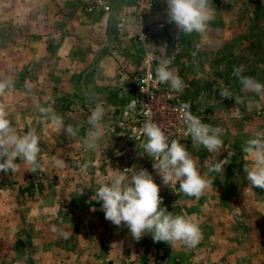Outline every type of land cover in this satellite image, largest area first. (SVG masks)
<instances>
[{
    "label": "crops",
    "instance_id": "obj_1",
    "mask_svg": "<svg viewBox=\"0 0 264 264\" xmlns=\"http://www.w3.org/2000/svg\"><path fill=\"white\" fill-rule=\"evenodd\" d=\"M88 1L0 0V79L14 82L0 103L7 105L18 128L34 127L44 137L40 158L45 166L33 189L27 187L32 175L19 158L17 172H0V264H143L149 249L162 252L166 264H230L233 245L251 241L250 230L257 228V236L264 226V190L252 188L244 172H232L231 164L219 173L208 172L205 178L212 183L197 199L180 193L178 182L165 185L151 157L144 162L127 158L122 170L111 164V172L102 164L110 162L105 148L116 143L114 127L125 106L119 99L133 95L130 80L139 56L158 54L166 46L175 73L182 78L193 72L208 83L196 98L210 105L208 124L224 128V138L244 146L254 132L264 131V96L244 90L233 75L234 66L243 65L244 75L264 83V41L245 38V3L250 0H212L214 19L207 32L179 36L161 0L145 14L152 35L145 42L135 40L141 21L133 0H102L95 12H86ZM211 32L221 37L211 38ZM256 42L261 45L257 52L245 46ZM119 67L128 73L119 76ZM223 87L242 102L222 98ZM97 102L106 114L102 138L93 149L87 144V121ZM36 103L78 127V134L60 133L40 116ZM54 158L65 166L56 168ZM141 162L149 165L160 187L161 207L199 223L203 238L197 246L154 242L148 233L137 241L125 225L105 219L100 202L93 205L95 190L114 171L130 176ZM243 208L245 217L238 211ZM54 226L58 231H52Z\"/></svg>",
    "mask_w": 264,
    "mask_h": 264
},
{
    "label": "clouds",
    "instance_id": "obj_2",
    "mask_svg": "<svg viewBox=\"0 0 264 264\" xmlns=\"http://www.w3.org/2000/svg\"><path fill=\"white\" fill-rule=\"evenodd\" d=\"M167 21L174 23L178 33L204 35L214 19L212 0H166ZM169 60H161L155 68V79L160 83H167L171 90L182 93L185 82L170 68ZM243 65L234 66L233 75L238 79L244 90L264 96V83L251 76L244 75ZM14 87L11 79H0V97ZM222 98H235L241 103L240 97H235L227 88L219 89ZM142 91V89H141ZM136 100L128 105L129 111H135ZM41 117L50 120L54 126L67 137H75L78 127L67 123L64 118L50 111L48 107L35 104ZM179 119L186 126V133L190 135L194 145H203L208 152L219 153L224 148L222 139L224 131L220 126H212L203 122L193 114L191 103L185 102L178 109ZM106 109L100 102L95 104L88 118L90 128L87 132L89 148H95L103 135V121ZM18 128L12 119L8 107L0 103V172L13 173L19 170V161H23L25 169L32 172H44L45 166L40 158L41 141L44 137L34 127ZM140 135L146 139L142 143L143 152L153 160V169L162 175L165 185L179 183V191L185 196L199 199L210 187L212 181L201 173L197 161L187 147L178 139H171L170 135L153 119L147 120L140 129ZM243 153L249 158L244 164V173L252 188L264 190V131H256L244 142ZM232 153L227 157L209 164L208 171L219 173L224 166L231 162ZM56 168H63V159L54 158ZM88 167L87 164L84 165ZM160 187L154 181L147 169L133 170L125 175L114 171L108 179L103 181L95 190L94 200L101 202V210L105 219L119 227L125 225L133 239L140 240L146 233L151 234L154 242H167L173 245L177 242L188 248L197 246L203 238L198 222L185 215H174L166 207H161L163 197ZM93 211L95 209H92ZM52 231L58 229L54 226ZM67 239L69 233L59 230Z\"/></svg>",
    "mask_w": 264,
    "mask_h": 264
},
{
    "label": "rangeland",
    "instance_id": "obj_3",
    "mask_svg": "<svg viewBox=\"0 0 264 264\" xmlns=\"http://www.w3.org/2000/svg\"><path fill=\"white\" fill-rule=\"evenodd\" d=\"M89 1H92V0H89ZM88 2L86 3V5L88 4ZM86 5L84 6V9H85ZM156 7L157 6L153 7L149 11H152ZM98 8L99 7H97L92 12H95ZM255 16H256V18L254 20H252V18ZM248 18H250V19H248ZM250 35H251V37L259 38L260 41H262V40L264 41V0H250V2L245 3V38L249 37ZM151 37H152V35H151ZM210 37L219 39L221 37V35H214L211 32ZM150 38L144 39V40H140V39H138V40L135 39V40L137 42L138 41L145 42L146 40H149ZM222 46H225V45L222 44ZM245 46H250L249 47L250 51L257 52L258 47L261 45L256 42V43H252V44L245 45ZM168 48H169V46H166V50L164 49L163 51H161L155 55H153L151 52H146L143 55H140L139 58H142V59H141V61H139V64L143 60H145V58H149L151 60L152 64L158 66V64L161 60H167L166 58L170 57L172 55V50L169 51ZM173 53L177 54L178 51L175 50V51H173ZM125 68L126 67L117 68L116 73L119 76L124 74V72L128 73V71H127L128 69L127 68L125 69ZM135 72H136V70L134 72H132L131 79H132L133 75L135 74ZM249 72H252V71H248V73ZM182 75H183L182 80L188 82L186 84L184 91L182 92V96H183L185 102L191 103V109H192L193 113L195 115H197L203 122L208 123L209 119H210L209 112L211 111V109L209 107L210 105L208 103L203 104L202 100H198V98H196L197 95L199 94L200 90L203 89L204 85H207L208 83L206 84L205 83L206 80L203 81L201 76H197V77L193 76V72L191 74L184 72ZM192 80H194V81H192ZM200 80H201L202 84H199ZM130 82H131V80H130ZM191 83H192V87H191ZM188 86H190V88ZM130 87H131V84H130ZM128 100L129 99L125 95H123L119 99L120 104H123V105H126ZM120 118L121 117H119L116 120V124L114 127L116 143H114V144L110 143L111 145L109 144V146H107L105 148V152L107 150H109L108 156L110 157V159H108V160L110 162L108 164L107 163L105 164V162H104V164H102V165L104 166L103 168L104 169L106 168V170L108 172H111V170L113 171L111 164H113L118 169L122 170V168L124 167L123 165H125L127 163V162H125L127 158L132 159V161L139 159L142 162H144L145 160L146 161L149 160V156L147 155V153H144L143 151L142 152L138 151L139 149L143 150L142 144H140L138 141H132V140L128 139L123 134V132L118 128L117 124H118V121L120 120ZM222 139L224 141V148L218 154L215 152H212V153L208 152V150L203 145H194L193 143H190L187 146L188 151L192 154L193 158L197 161L198 166L200 168V171L204 176H205V174H207L209 172L208 171L209 164L215 162L216 160H222L225 157H227L228 151H230L233 154L231 157L232 163L231 162L229 163V164H231L230 170L232 172H237V171L240 172L241 171L242 174L244 172L245 161H239V162L236 161V159H239V158L245 160V154L243 153V146L237 145L235 143V139L234 140L231 138L227 139V137L224 138V135H223ZM233 159L235 160V162L233 161ZM142 162L140 165H138L137 170H139L140 168H144V169L148 170L149 165L147 163H142ZM29 173H31L32 176H30L31 178H29V181H27L28 182L27 187L33 189V188L39 186V184L41 182V175L42 174H41V172H37V173L29 172ZM33 175L40 178L39 182H37V180H36V182L34 183V181L32 180V178L34 177ZM36 183H38L37 186H35ZM240 185L243 186V183H241ZM94 198L95 197L93 196L92 202L94 201L93 205L95 206V204H97V201L94 200ZM244 201H245V198H244ZM99 204L101 205V202ZM238 211L243 212V217H245L244 208H243V210L239 209ZM238 211H237V214H239ZM106 229H107V231H106V235H107L110 232V227H108ZM255 229H257V228H254L253 230H255ZM253 230H250V232H249V235H251V241H249L247 239L246 242L244 241L243 243H240L238 245H233V248L231 250H234L233 252L235 255H234V258H230V260H228L229 262H231L230 264H264V254L260 255V256L258 255V253H264V226L263 227L260 226L259 230L261 231V233L258 234L257 236H255V231H253ZM119 245L125 246V242L122 244H119ZM132 253L133 254L136 253L135 249L132 250ZM245 253H247L246 258H245ZM128 259H130V258H128ZM141 259H142L143 264H166V259H165L164 254L162 252H160L158 249H154V250L149 249L148 255L146 257L144 255Z\"/></svg>",
    "mask_w": 264,
    "mask_h": 264
},
{
    "label": "built area",
    "instance_id": "obj_4",
    "mask_svg": "<svg viewBox=\"0 0 264 264\" xmlns=\"http://www.w3.org/2000/svg\"><path fill=\"white\" fill-rule=\"evenodd\" d=\"M135 10L138 12V24L140 32L138 39L144 40L151 37V32L147 29L149 10L157 6L161 0H133ZM102 0L89 1L85 7L86 12H92ZM149 58H145L138 64L135 74L131 81V93L128 102L121 111V118L118 121V128L123 134L132 141H138L140 144L146 139L140 135V129L143 124L153 119L170 135L171 139H178L186 147L192 143L190 135L186 133V126L179 119L178 109L181 104L185 103L182 93H176L171 90L167 83H160L155 79V68ZM142 89V91H141ZM136 100L135 111H129L127 105ZM194 114V113H193ZM195 115V114H194ZM39 177L34 176V183L39 182ZM38 183L35 184L37 186Z\"/></svg>",
    "mask_w": 264,
    "mask_h": 264
}]
</instances>
